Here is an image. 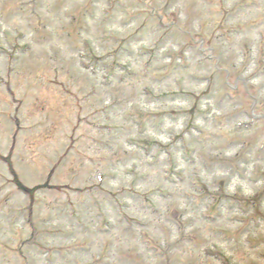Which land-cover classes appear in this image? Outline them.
I'll return each mask as SVG.
<instances>
[{
  "label": "rangeland",
  "instance_id": "374dc122",
  "mask_svg": "<svg viewBox=\"0 0 264 264\" xmlns=\"http://www.w3.org/2000/svg\"><path fill=\"white\" fill-rule=\"evenodd\" d=\"M0 264H264V0H0Z\"/></svg>",
  "mask_w": 264,
  "mask_h": 264
}]
</instances>
